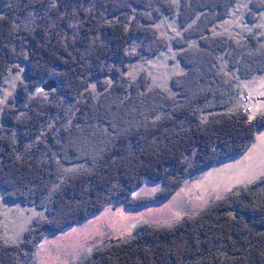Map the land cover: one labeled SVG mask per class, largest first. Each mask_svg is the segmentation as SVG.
Returning a JSON list of instances; mask_svg holds the SVG:
<instances>
[{
	"label": "trees",
	"instance_id": "obj_1",
	"mask_svg": "<svg viewBox=\"0 0 264 264\" xmlns=\"http://www.w3.org/2000/svg\"><path fill=\"white\" fill-rule=\"evenodd\" d=\"M4 4L0 88L11 65L19 61L26 64V80L3 123L0 118V191L7 201L47 207L49 215L38 217L19 244L7 243L0 236V264H21L43 239L107 206L123 203L135 208L168 199L190 175L246 153L264 128V116L250 119L239 111L218 112L205 119L215 93L199 90L194 64L188 63L189 72L173 83L185 98L173 99L156 90L158 105L166 107L162 117L124 127L98 156L95 167L61 184L62 145L68 142L63 118L75 108L91 118L93 113L100 114L96 104L85 99V92L95 79L121 76L130 61L132 40L143 39V55H156L165 42L149 26L130 25L133 13L127 0ZM142 78L116 86V94L129 93V102H121L127 111L129 104L143 105H137L147 87ZM45 79L57 82L56 92L34 95ZM121 103L116 108H122ZM146 181L161 188L153 196L135 197ZM79 264H264V176L173 224L143 222L134 238L112 241Z\"/></svg>",
	"mask_w": 264,
	"mask_h": 264
},
{
	"label": "rangeland",
	"instance_id": "obj_2",
	"mask_svg": "<svg viewBox=\"0 0 264 264\" xmlns=\"http://www.w3.org/2000/svg\"><path fill=\"white\" fill-rule=\"evenodd\" d=\"M19 1L0 0V16L5 13V2ZM128 4L133 13L130 25L149 26L165 46L156 55H143L140 52L143 39L132 40L128 51L130 61L121 76L95 79L85 92V99L93 101L100 114L93 113L91 118V114H80L75 108L63 118L61 126L67 130L68 142L62 145L61 184L71 175L95 167L98 156L113 144L112 138L124 127L144 118L162 117L166 107L158 105L156 90L173 99L185 98L181 95L183 90L174 89L173 83L189 72L188 63L194 64L192 71L200 82L199 90L215 93L205 119L218 112H240L246 95L255 108L251 119L264 116V0H233L232 4L231 0H127ZM210 45L221 52L208 50ZM142 77L147 87L143 96L139 95L142 98L139 97L137 105H143L135 106L132 97L133 104H129L127 111L121 102H129V93L116 94V86L121 88V82L134 83ZM25 80V62L13 63L0 88L1 123L6 110L17 102L19 86ZM46 81L40 82L34 95L51 96L56 92L42 89ZM117 103L122 108H116ZM56 124L55 121L52 126ZM262 176L264 128L257 132L246 153L190 175L168 199L135 208L123 203L107 206L83 222L43 239L32 256L21 264H79L83 257L112 241L134 238L143 222L173 224L228 194L241 192ZM160 188V184L146 181L134 196H153ZM4 194L0 191V236L7 243L19 244L38 217L48 218L49 209L7 201ZM119 210H124L126 215L118 218Z\"/></svg>",
	"mask_w": 264,
	"mask_h": 264
},
{
	"label": "built area",
	"instance_id": "obj_3",
	"mask_svg": "<svg viewBox=\"0 0 264 264\" xmlns=\"http://www.w3.org/2000/svg\"><path fill=\"white\" fill-rule=\"evenodd\" d=\"M252 99L250 98L249 95H246L242 99V105H241V113L244 116L249 117L250 119L254 116L255 114V108L252 106Z\"/></svg>",
	"mask_w": 264,
	"mask_h": 264
},
{
	"label": "water",
	"instance_id": "obj_4",
	"mask_svg": "<svg viewBox=\"0 0 264 264\" xmlns=\"http://www.w3.org/2000/svg\"><path fill=\"white\" fill-rule=\"evenodd\" d=\"M58 84L54 79H48L43 85H42V89L44 91L50 92L53 91L55 89H57Z\"/></svg>",
	"mask_w": 264,
	"mask_h": 264
},
{
	"label": "bare ground",
	"instance_id": "obj_5",
	"mask_svg": "<svg viewBox=\"0 0 264 264\" xmlns=\"http://www.w3.org/2000/svg\"><path fill=\"white\" fill-rule=\"evenodd\" d=\"M117 215H118V218H122L123 216L126 215V212H125L124 210H119V211L117 212Z\"/></svg>",
	"mask_w": 264,
	"mask_h": 264
}]
</instances>
